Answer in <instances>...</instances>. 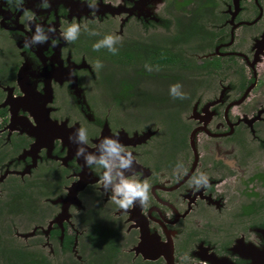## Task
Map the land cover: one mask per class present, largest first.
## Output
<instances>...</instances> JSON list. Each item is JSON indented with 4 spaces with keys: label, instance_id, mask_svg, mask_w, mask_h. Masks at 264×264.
<instances>
[{
    "label": "flooded vegetation",
    "instance_id": "flooded-vegetation-1",
    "mask_svg": "<svg viewBox=\"0 0 264 264\" xmlns=\"http://www.w3.org/2000/svg\"><path fill=\"white\" fill-rule=\"evenodd\" d=\"M79 128L118 134L147 204L113 202ZM31 261L264 264V0H0V264Z\"/></svg>",
    "mask_w": 264,
    "mask_h": 264
},
{
    "label": "clouds",
    "instance_id": "clouds-1",
    "mask_svg": "<svg viewBox=\"0 0 264 264\" xmlns=\"http://www.w3.org/2000/svg\"><path fill=\"white\" fill-rule=\"evenodd\" d=\"M22 2V0H21ZM44 8L50 7L47 2L43 3ZM25 15H29L25 10ZM34 13L29 16V19L34 18ZM48 32H55V29L49 27ZM45 28L40 25H35V31L32 35L33 42L47 43L48 39L42 35ZM80 33V25L73 22L63 33V37L67 41H75ZM95 35L96 33H91ZM121 38L115 35H107L103 40L93 45L94 51H99L102 47H106L113 55L118 53V48L115 47ZM55 44V42H53ZM25 47L31 45L25 41ZM96 69L103 67L102 63L97 60L95 62ZM182 85L177 83L170 86L169 93L173 98L186 99L187 94L181 91ZM69 139L78 145L76 150L77 158H83L86 166L98 165L104 169L101 176V182L105 191H108L111 186L112 200L118 207L125 212L131 209L136 201L141 205L147 204L149 201V193L151 185L147 180L141 181L137 178V174L133 172L131 166L135 157L130 151H127L125 146L120 143L118 134L116 138L104 137L97 145L96 153H91L83 147L87 143V131L84 128H79ZM99 153V154H97ZM126 171H131L133 174L125 176ZM115 173V174H113ZM203 181V186H208V177L206 174H200ZM197 187H200V181L196 182ZM187 259V257H186ZM200 264H207L206 261H201Z\"/></svg>",
    "mask_w": 264,
    "mask_h": 264
},
{
    "label": "rangeland",
    "instance_id": "rangeland-1",
    "mask_svg": "<svg viewBox=\"0 0 264 264\" xmlns=\"http://www.w3.org/2000/svg\"><path fill=\"white\" fill-rule=\"evenodd\" d=\"M140 73L142 74V72H140ZM106 75L107 76L109 75V77H113L114 78L115 73L112 70H109L108 73H106ZM134 75H137V71L134 73Z\"/></svg>",
    "mask_w": 264,
    "mask_h": 264
},
{
    "label": "trees",
    "instance_id": "trees-1",
    "mask_svg": "<svg viewBox=\"0 0 264 264\" xmlns=\"http://www.w3.org/2000/svg\"><path fill=\"white\" fill-rule=\"evenodd\" d=\"M28 264H36L34 261L28 262Z\"/></svg>",
    "mask_w": 264,
    "mask_h": 264
}]
</instances>
